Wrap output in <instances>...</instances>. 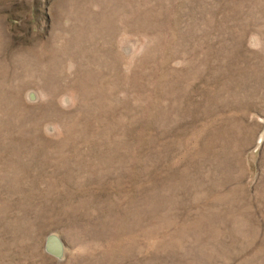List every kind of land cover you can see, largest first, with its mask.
I'll return each instance as SVG.
<instances>
[{
	"label": "rangeland",
	"instance_id": "374dc122",
	"mask_svg": "<svg viewBox=\"0 0 264 264\" xmlns=\"http://www.w3.org/2000/svg\"><path fill=\"white\" fill-rule=\"evenodd\" d=\"M0 264H264V0H0Z\"/></svg>",
	"mask_w": 264,
	"mask_h": 264
},
{
	"label": "water",
	"instance_id": "95a60500",
	"mask_svg": "<svg viewBox=\"0 0 264 264\" xmlns=\"http://www.w3.org/2000/svg\"><path fill=\"white\" fill-rule=\"evenodd\" d=\"M44 247L46 252L59 257L64 251V241L58 234L50 232L45 238Z\"/></svg>",
	"mask_w": 264,
	"mask_h": 264
}]
</instances>
